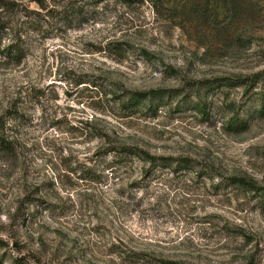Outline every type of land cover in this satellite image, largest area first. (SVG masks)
<instances>
[{"label":"rangeland","instance_id":"obj_1","mask_svg":"<svg viewBox=\"0 0 264 264\" xmlns=\"http://www.w3.org/2000/svg\"><path fill=\"white\" fill-rule=\"evenodd\" d=\"M153 1L0 0V264H264V195L230 183L264 186V115L229 124L261 101L201 90L202 113L192 86L264 73V0ZM118 143L194 169L116 162Z\"/></svg>","mask_w":264,"mask_h":264},{"label":"trees","instance_id":"obj_2","mask_svg":"<svg viewBox=\"0 0 264 264\" xmlns=\"http://www.w3.org/2000/svg\"><path fill=\"white\" fill-rule=\"evenodd\" d=\"M5 1V0H4ZM98 2L103 0H97ZM126 4L135 3L137 0H118ZM182 0H154L153 8L158 13L162 8L166 6V4H171L168 7L169 11L173 14L177 12L180 16L182 11L179 10V5L182 6ZM198 0H194L189 10L193 13L195 18L201 17V15L206 14V11L211 10L209 8L202 9L200 5L197 3ZM210 1V0H209ZM0 8L15 10L14 7H11L10 4H2ZM184 14V13H182ZM254 15V12H252ZM210 14H206L209 17ZM10 29V26L4 25L3 30ZM20 49H16L14 54L17 55L20 53ZM263 72H257L250 75L245 76H225L219 77L215 80H198L194 81L192 85L195 87L196 91L199 93L200 102L197 105L198 111L205 113V108L208 103L205 100L207 95H204L202 98L200 95L201 90H205L206 92H211L216 89H222L223 87L231 89L236 87H242L245 89L247 93L254 91L251 95H255L258 99H260L261 104L258 108L251 109L245 108L242 109V106L236 105L235 103H230V110L232 111V116L229 118V124L234 131H240L247 128L249 122L253 121L255 118L264 115V78ZM84 82H78V84H82ZM175 93V89H167V88H159V89H150L147 91H137V90H125L123 97L125 100L124 107L128 110L135 111L139 109V107L143 104H148L151 106L152 103L157 102L160 103L165 99L173 98ZM121 99V98H120ZM10 144L7 142L4 137L0 135V154L10 149ZM108 152L113 153L116 162L122 161H130L133 162L135 159L140 160L143 163V166L149 165L151 167L158 168H172L175 171L182 170H193L194 162L192 159L187 157H173V156H157L151 154L149 151L140 148L138 146L128 145V144H113L107 148ZM230 183L237 185L245 190L251 192H259L264 195V186H259L254 180H249L244 177H236L233 176L230 178ZM161 264H180L176 260H160Z\"/></svg>","mask_w":264,"mask_h":264}]
</instances>
